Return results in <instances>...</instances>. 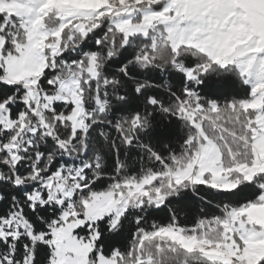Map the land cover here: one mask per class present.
<instances>
[{"label": "snow or ice", "instance_id": "obj_1", "mask_svg": "<svg viewBox=\"0 0 264 264\" xmlns=\"http://www.w3.org/2000/svg\"><path fill=\"white\" fill-rule=\"evenodd\" d=\"M0 264H264V0H0Z\"/></svg>", "mask_w": 264, "mask_h": 264}, {"label": "trees", "instance_id": "obj_2", "mask_svg": "<svg viewBox=\"0 0 264 264\" xmlns=\"http://www.w3.org/2000/svg\"><path fill=\"white\" fill-rule=\"evenodd\" d=\"M202 195H205L207 199L211 200L212 199V193L211 192H205L202 193ZM218 202V201H214ZM174 208L179 210V214L182 219H184L186 222L191 223L192 220L199 214L198 207L196 205H191V206H184L182 204H175ZM209 211L211 209L209 208ZM168 216L167 210L165 211H159L154 213L153 218L158 219L160 222H166Z\"/></svg>", "mask_w": 264, "mask_h": 264}]
</instances>
